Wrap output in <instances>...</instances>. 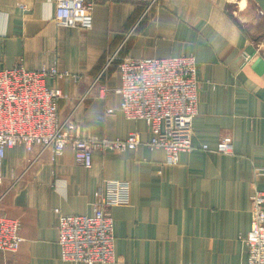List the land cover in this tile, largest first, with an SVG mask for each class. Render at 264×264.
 Masks as SVG:
<instances>
[{"label": "crops", "instance_id": "1", "mask_svg": "<svg viewBox=\"0 0 264 264\" xmlns=\"http://www.w3.org/2000/svg\"><path fill=\"white\" fill-rule=\"evenodd\" d=\"M90 1L93 28L84 30L55 23L56 0H0V73H69L47 81L67 96L59 102L62 121L72 114L85 137L138 133L146 143L148 124L121 110L119 63L193 57L196 150L167 165L161 148H100L87 169L72 147L56 160L40 146L9 149L0 220L19 223L23 242L0 251V264H85L63 260L56 209L93 215L96 196L112 180L130 183L131 204L111 209L115 261L108 264H244L240 238L251 229V196L254 188L264 192V0H157L151 7L152 0ZM113 56L118 60L102 73ZM227 136L234 154L202 149Z\"/></svg>", "mask_w": 264, "mask_h": 264}, {"label": "built area", "instance_id": "2", "mask_svg": "<svg viewBox=\"0 0 264 264\" xmlns=\"http://www.w3.org/2000/svg\"><path fill=\"white\" fill-rule=\"evenodd\" d=\"M94 8L95 2L90 0H56L54 21L60 27L91 30ZM246 59L250 60L248 56ZM117 60V56L111 57L102 73ZM119 69L121 110L128 119L144 120L148 124L152 137L146 143L138 133L114 140L85 137L72 114L62 121L59 102L67 96L59 87L47 86V81H58L69 73L56 67L38 72L20 67L0 73V186L5 181L7 151L18 144H24L29 151L34 146L50 149L54 160L72 147L76 163L87 169L93 167L94 151L100 148L119 153L136 151L142 145L161 148L166 152L167 165H178L182 153L196 150L193 144L199 92L196 60L193 57L130 59L120 62ZM114 113V109L107 111L109 115ZM167 120L174 121V126L164 129ZM202 149L232 155L235 145L232 137L227 136L215 149L207 145ZM130 204V183L112 180L106 181L105 191L96 196L93 215H64L56 209L60 215L63 260L85 264L114 262L111 209ZM251 215L250 232L240 238L247 250L244 264H264V192L257 188L251 196ZM19 229V223L0 220V251L18 250L23 242Z\"/></svg>", "mask_w": 264, "mask_h": 264}, {"label": "rangeland", "instance_id": "3", "mask_svg": "<svg viewBox=\"0 0 264 264\" xmlns=\"http://www.w3.org/2000/svg\"><path fill=\"white\" fill-rule=\"evenodd\" d=\"M157 0H152V2L150 3L149 7H151Z\"/></svg>", "mask_w": 264, "mask_h": 264}]
</instances>
